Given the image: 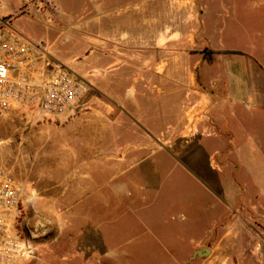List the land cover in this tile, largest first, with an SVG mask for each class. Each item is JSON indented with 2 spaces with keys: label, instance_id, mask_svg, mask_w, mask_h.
Wrapping results in <instances>:
<instances>
[{
  "label": "rangeland",
  "instance_id": "rangeland-1",
  "mask_svg": "<svg viewBox=\"0 0 264 264\" xmlns=\"http://www.w3.org/2000/svg\"><path fill=\"white\" fill-rule=\"evenodd\" d=\"M48 1L49 22L20 15L21 0H0V16L37 47L38 69L64 65L90 91L75 111L51 118L0 109V172L23 186L24 210L14 225L35 247L15 264H264V109L235 119L232 141L179 137L170 127L162 131L168 137H144L116 108V95L100 92L95 78L110 66L95 68L86 35L95 32L96 12L103 28L119 34L141 33L147 22L175 29L172 0ZM236 1L219 35L209 25L212 44L255 57L264 73V5ZM180 98L168 94L169 104ZM128 113L143 120L142 110ZM177 114L169 110L168 120L177 122ZM148 155L152 170L160 168L152 181L142 173L147 163L137 167ZM201 247L210 254L189 261Z\"/></svg>",
  "mask_w": 264,
  "mask_h": 264
},
{
  "label": "crops",
  "instance_id": "crops-1",
  "mask_svg": "<svg viewBox=\"0 0 264 264\" xmlns=\"http://www.w3.org/2000/svg\"><path fill=\"white\" fill-rule=\"evenodd\" d=\"M171 3L178 14L179 27L172 29L164 24L151 28L147 22L141 33L133 35L119 34L108 26L103 28L96 12L95 32L86 35L93 41L85 44L88 49L94 48L95 68L110 66V69L99 68L101 77L95 78L96 84L101 93L116 95L114 105L143 127L144 137H168L162 131L170 127L177 130L179 137H230L232 141L237 137L232 122L240 115L254 119L264 109V73L255 57H248L239 49L214 46L209 33L210 24L218 35L224 30L231 14L234 15L237 1L172 0ZM211 3H217L218 7L211 9ZM247 5L256 9L264 5V0H247ZM5 16H0V20ZM3 30L5 35L17 32L11 26L0 32ZM201 45L213 52L211 62L200 54ZM223 51L238 54H223ZM130 71H133L131 76ZM139 84L141 92L137 90ZM117 88L119 92H115ZM168 94L181 95L179 105L169 104ZM138 96L142 97L141 102ZM162 96H165L163 100ZM129 110H142L143 120L128 113ZM169 110L178 111L177 122L168 120ZM149 159L150 155L146 156L137 167L147 163L142 173L146 180L152 181L159 177L160 168L155 169L157 177L154 176ZM127 170L120 172L125 174ZM258 182L263 184L264 179Z\"/></svg>",
  "mask_w": 264,
  "mask_h": 264
},
{
  "label": "built area",
  "instance_id": "built-area-1",
  "mask_svg": "<svg viewBox=\"0 0 264 264\" xmlns=\"http://www.w3.org/2000/svg\"><path fill=\"white\" fill-rule=\"evenodd\" d=\"M20 15L50 21L53 6L48 0H21ZM10 20L1 19L0 29ZM37 47L23 35L12 32L0 39V109L25 108L42 117L75 111L90 84L64 65L37 67ZM22 184L0 172V264H15L35 250L32 241L20 234L14 220L23 208Z\"/></svg>",
  "mask_w": 264,
  "mask_h": 264
},
{
  "label": "water",
  "instance_id": "water-1",
  "mask_svg": "<svg viewBox=\"0 0 264 264\" xmlns=\"http://www.w3.org/2000/svg\"><path fill=\"white\" fill-rule=\"evenodd\" d=\"M210 252L211 250L208 247H201L199 249H196L189 258V261H193L196 258H206L210 254Z\"/></svg>",
  "mask_w": 264,
  "mask_h": 264
},
{
  "label": "trees",
  "instance_id": "trees-1",
  "mask_svg": "<svg viewBox=\"0 0 264 264\" xmlns=\"http://www.w3.org/2000/svg\"><path fill=\"white\" fill-rule=\"evenodd\" d=\"M222 53H223V54H238L237 52H233V51H223ZM200 54H201L204 58L208 59L210 62L213 60V58H212V54H213V52H212V51H209V50H207V49H204V50H202V51L200 52Z\"/></svg>",
  "mask_w": 264,
  "mask_h": 264
}]
</instances>
